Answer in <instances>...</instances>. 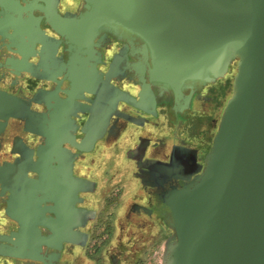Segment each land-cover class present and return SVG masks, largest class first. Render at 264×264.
Listing matches in <instances>:
<instances>
[{
  "label": "flooded vegetation",
  "instance_id": "af4514ba",
  "mask_svg": "<svg viewBox=\"0 0 264 264\" xmlns=\"http://www.w3.org/2000/svg\"><path fill=\"white\" fill-rule=\"evenodd\" d=\"M32 1L21 0L24 5ZM40 4L74 17L84 3ZM33 13L42 19L46 43L52 46L49 56L31 58L28 71L18 76L5 63L19 57L0 37V90L28 107L24 118L0 119V210H10L12 240L36 257L26 264L50 259L59 264H153L174 237L164 195L204 171L233 94L238 60L223 77L190 83L181 94L152 84L156 107L148 115L131 103L138 99L140 77L145 73L150 83L148 72L153 69L144 41L100 35L90 55L81 53L89 60L87 69L98 70L93 91L75 95L71 77L82 68L75 47L49 27L50 13ZM106 90L112 95L102 99ZM98 116L99 136L90 142ZM42 152L50 159L46 169L40 163ZM175 158L179 174L171 176L165 166ZM116 159L121 160L117 167ZM70 161L71 175L66 166ZM130 178L136 184L131 185ZM29 221L36 223V254L22 239V227ZM66 222L74 224L69 231L75 233L77 245L64 244L61 253L49 250L60 224Z\"/></svg>",
  "mask_w": 264,
  "mask_h": 264
},
{
  "label": "water",
  "instance_id": "95a60500",
  "mask_svg": "<svg viewBox=\"0 0 264 264\" xmlns=\"http://www.w3.org/2000/svg\"><path fill=\"white\" fill-rule=\"evenodd\" d=\"M0 5V35L34 36ZM85 12L60 16L53 28L77 51L102 33L142 40L152 56L150 80L181 92L191 82L223 77L238 60L233 94L206 167L164 195L174 237L164 264H264V0H85ZM19 23V24H18ZM14 29L7 35L8 28ZM17 47V45H15ZM145 88L151 93L150 86ZM0 92V110L12 108ZM5 232L7 224L0 225ZM0 232V259H18ZM8 252V253H6ZM20 260L25 258L20 257Z\"/></svg>",
  "mask_w": 264,
  "mask_h": 264
},
{
  "label": "crops",
  "instance_id": "0c3cea01",
  "mask_svg": "<svg viewBox=\"0 0 264 264\" xmlns=\"http://www.w3.org/2000/svg\"><path fill=\"white\" fill-rule=\"evenodd\" d=\"M6 1L9 0H0L1 3H6ZM83 1V11L74 17H67V16H63L61 15L53 6L52 8L49 10L47 9V7L44 8V6H42L40 3H44L45 0H33L30 4H26L24 5V3L21 2V0H13L12 4L13 8L15 10L14 12V16H15V20L18 21L20 24H24L25 26H27V30L30 31L34 36L32 37V39L30 40L28 38V36H24V39L20 40V39H15V40H11L9 38V36H4V35H0V37L2 38V40H7L8 41V48L9 49H13L14 53L16 55H18L19 59L17 61H6L5 63V67L11 69L12 71H14V73L16 75H20V73L22 72H27L29 69V60L31 58H37L40 57L39 55L43 56H49V54H51V50H52V46L50 45V43H46L47 39V35L45 33V31L42 29L41 27V18H37L34 15V11H40L44 14H48L49 18H48V25L49 27L57 34L60 36V38L67 40L71 45H73L76 49V53H75V59L76 61H78L82 68L78 69L77 71V75L76 76H72L71 80L73 81V91L75 93V95L79 92H92L93 88H94V84L96 81V75L98 73V70L96 69V66H94V68L92 69V71L87 69V63L89 60L82 58L81 57V53L84 51L87 54L89 53L90 55V50L93 49V47L96 45V40L98 39V37L102 34H104L105 36H107L110 33H106V32H102L94 41L93 44L90 46H86L84 47L80 52L77 51V46L76 44L72 43L70 40H68L66 37H63L62 35H60L54 28H53V24L52 21L56 20V17L60 16L63 19H75L80 17V15L82 13L85 12V0ZM36 7L35 9H33L32 7ZM50 12H49V11ZM4 13V8L0 5V17L3 16ZM18 23V24H19ZM14 29L12 28V26L10 28H8L7 31V35H13ZM113 35V34H111ZM115 36V35H113ZM116 37V36H115ZM118 40H120L118 37H116ZM121 41H129V40H121ZM135 41H139V40H135ZM146 44V43H145ZM17 45V47L15 46ZM148 47V46H147ZM39 48V49H38ZM36 50H39V52L36 54ZM149 50V48H148ZM150 51V50H149ZM89 59V58H88ZM152 59V56H151ZM153 63V61H152ZM153 69H154V65H153ZM152 69V70H153ZM151 71V70H150ZM150 71L149 73V81L150 83H147L146 80V76L145 73L142 75V77H140V81L142 82V86H140V93L138 94V99L134 98L133 101L131 102L134 106H136L137 108L141 109L142 111H144L146 114L148 115H153V111L150 110V108L155 109L156 107V95L153 91L152 88V84L153 85H161V83H157L155 81H151L150 80ZM198 82V81H197ZM191 83H195V82H191ZM149 85L150 89H151V93L148 92V89L145 88V86ZM190 86V84H189ZM163 90L166 91H170L173 89H165L164 85L162 84L161 87ZM189 87H185L183 88V90L181 92L179 91H175L177 94H181L183 93V91L185 89H187ZM0 92L9 95V97L11 98V100L15 103L12 108L10 109H6V110H0V119H9L11 117H15V118H24V112L26 110H28V107L23 105L22 103L19 102V99L16 96H13L5 91L0 90ZM112 93L110 92V90H106L105 92L102 93V99H108L109 97H111ZM62 102H59V104H61ZM227 105V103H226ZM226 107V106H225ZM225 110V108H224ZM223 110V113H224ZM222 113V115H223ZM98 115V112L96 114V116ZM222 118V116H221ZM220 118V120H221ZM101 120V116L96 117V119L94 121H96V126L98 127L97 129L94 127V129L97 130L96 133H90L91 134V140L90 142H92L93 140V136L97 138V136H99V131H100V123ZM93 121V122H94ZM220 124V121H219ZM219 124L217 126V131L219 128ZM216 131V133H217ZM215 133V135H216ZM88 134V133H87ZM214 135V136H215ZM87 137H90L89 135H87ZM87 139L83 140V144L87 145ZM214 139V137H213ZM96 140V139H95ZM213 143V141H212ZM84 151H86V148L84 147L83 149ZM211 151V150H210ZM210 153V152H209ZM208 156V155H207ZM207 158V157H206ZM176 159V158H175ZM49 160L48 157H46V155L42 152V154L40 155V163H42V167L46 169V167H48L49 165ZM61 160V162H65V157L59 159ZM121 163L120 159H116L115 167H117V165H119ZM67 167L70 168V172H68L70 175L72 174L71 168H72V162L70 161V164H66ZM165 169H169L167 170L168 173H170L171 176H178L179 174V165H178V161L177 159L174 160L173 164L171 163L170 165L165 166ZM154 169V174H157V172H155L157 169ZM161 171V170H160ZM203 173V172H202ZM201 173V174H202ZM195 174V173H194ZM193 174V175H194ZM200 175V174H198ZM130 184L134 185L136 184V181H134L132 178H130ZM69 215V213H68ZM168 220V219H167ZM12 223H13V219L10 216V210L7 207V210H0V225H4L7 224V231L5 232L3 229L1 230L0 228V232L2 233L1 235H6L5 237L8 238L13 245L8 246L9 249H11L10 253L13 254L15 257H23L25 258L24 260H20L18 259H0V264H26L27 262H31V261H37L36 257L34 255H31L30 253H27L26 251L22 250V245L17 246V244H15L12 240L13 238V234H14V230L12 229ZM74 224L70 223V222H66V223H61L60 224V233L57 234L53 240L52 243H50L48 245V249L52 250L54 252L57 253H61L63 250V245L64 244H70V245H77L75 242V238L76 235L75 233H71L70 231H72V226ZM39 225H37L38 227ZM169 226V225H168ZM1 227V226H0ZM35 227H36V223H32V222H26V224L22 227V233H23V243L25 245L26 248H30L31 252H33V254L37 253V236L35 234ZM21 228V225L19 226V229ZM170 228V226H169ZM171 229V228H170ZM70 230V231H69ZM172 230V229H171ZM173 231V230H172ZM174 233V232H173ZM54 243V244H53ZM55 243H57V245H55ZM60 245V246H59ZM8 253V252H6ZM165 254V253H164ZM163 254V255H164ZM41 263V261H40ZM42 264H59L57 261H54L52 259H50L49 262L47 263H43Z\"/></svg>",
  "mask_w": 264,
  "mask_h": 264
},
{
  "label": "rangeland",
  "instance_id": "374dc122",
  "mask_svg": "<svg viewBox=\"0 0 264 264\" xmlns=\"http://www.w3.org/2000/svg\"><path fill=\"white\" fill-rule=\"evenodd\" d=\"M163 258H164V255H160V257H157L155 259V261L153 262V264H164Z\"/></svg>",
  "mask_w": 264,
  "mask_h": 264
},
{
  "label": "bare ground",
  "instance_id": "6f19581e",
  "mask_svg": "<svg viewBox=\"0 0 264 264\" xmlns=\"http://www.w3.org/2000/svg\"><path fill=\"white\" fill-rule=\"evenodd\" d=\"M237 75V74H236Z\"/></svg>",
  "mask_w": 264,
  "mask_h": 264
}]
</instances>
